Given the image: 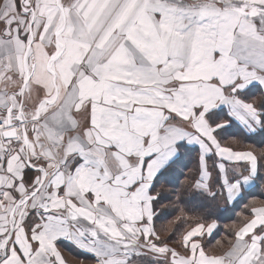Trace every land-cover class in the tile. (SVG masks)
Instances as JSON below:
<instances>
[{
  "label": "snow or ice",
  "instance_id": "6c2138e0",
  "mask_svg": "<svg viewBox=\"0 0 264 264\" xmlns=\"http://www.w3.org/2000/svg\"><path fill=\"white\" fill-rule=\"evenodd\" d=\"M176 170L230 203L264 183V0H0V264H264L255 198L219 251L207 218L169 245Z\"/></svg>",
  "mask_w": 264,
  "mask_h": 264
},
{
  "label": "trees",
  "instance_id": "16d2710c",
  "mask_svg": "<svg viewBox=\"0 0 264 264\" xmlns=\"http://www.w3.org/2000/svg\"><path fill=\"white\" fill-rule=\"evenodd\" d=\"M260 139V137H256L251 141L253 145L257 146L258 151ZM194 158L195 151L190 152L185 157L184 163L188 165V168L183 170L185 175L191 174L188 170L194 168ZM185 175H182L180 170H176L168 175L167 183L162 182L158 185L162 199L160 204L156 206L158 216L155 220L156 229L162 221H168L178 213H181L178 220L179 224L176 226V230L180 232L179 237L193 222L200 218H207V222L216 220L218 228L213 234L214 238L209 243L211 244L216 239H223L233 224L240 223L242 214H247L249 211V208H246L245 205H251L253 198H255L254 202L257 206L264 202V191L259 186L261 185L260 182L257 186L247 191L242 199L232 205L224 206L220 203L218 195L213 199L210 195L187 186Z\"/></svg>",
  "mask_w": 264,
  "mask_h": 264
},
{
  "label": "rangeland",
  "instance_id": "374dc122",
  "mask_svg": "<svg viewBox=\"0 0 264 264\" xmlns=\"http://www.w3.org/2000/svg\"><path fill=\"white\" fill-rule=\"evenodd\" d=\"M180 215H181V213H178V214L174 215L170 220H168V221L165 220V222L162 221V223H160L157 226L158 232L162 235V237H167L168 238V243L171 244V245H173V246H177L176 243H175V241L178 240V239H180V237H179L180 236V232H178L176 230V226L179 224V221L178 220L180 218ZM220 240H222V239H220ZM214 244H215V242L209 244L208 247L210 248V250H212V251H219V248L218 247H213ZM214 248H216V249H214ZM76 250H78V249H76ZM78 251H79V253L81 255V258H83L86 261V262L84 261V263H86V264H92L93 263V258L91 257L90 254H88L86 252H82L80 250H78ZM75 254L78 256L77 251L75 252ZM67 255L73 261H77V260L73 259V257L70 256L68 253H67Z\"/></svg>",
  "mask_w": 264,
  "mask_h": 264
},
{
  "label": "crops",
  "instance_id": "0c3cea01",
  "mask_svg": "<svg viewBox=\"0 0 264 264\" xmlns=\"http://www.w3.org/2000/svg\"><path fill=\"white\" fill-rule=\"evenodd\" d=\"M258 184H259V182H258ZM260 186V188H262V190L264 191V183H261V185H259ZM255 187V186H254ZM254 187H252V188H254ZM252 188H249L247 191H249V190H251ZM196 191H199V190H196ZM246 191V192H247ZM245 192V193H246ZM219 196V195H218ZM219 199H220V203L222 204V205H224V206H227V205H232L233 203H230V202H226L225 200H224V198L222 197V196H219ZM263 204H264V202H263ZM259 206V205H258ZM216 231V230H215ZM205 239L207 240L208 238L207 237H205ZM171 247H177V246H173V245H171V244H169ZM76 248V249H78L77 247H75V246H73L72 244H70V243H68V242H65L61 247H60V250H61V253H62V255L64 256V258H65V260H66V264H86V263H84V259L83 258H81V255H80V253H79V251L78 250H80V249H78V250H76V249H74V248ZM77 251V253H78V256L75 254V252ZM81 251V250H80ZM82 252H84V251H82ZM67 253L70 255V256H72L73 257V259H75V260H79L78 262L77 261H73L68 255H67ZM87 253V252H86ZM86 262V261H85ZM92 264H94V260H93V263Z\"/></svg>",
  "mask_w": 264,
  "mask_h": 264
}]
</instances>
